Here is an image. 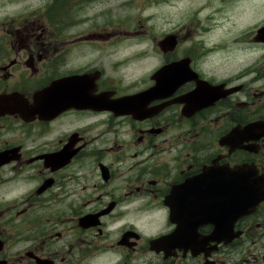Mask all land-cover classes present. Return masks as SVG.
Masks as SVG:
<instances>
[{
    "label": "flooded vegetation",
    "instance_id": "1",
    "mask_svg": "<svg viewBox=\"0 0 264 264\" xmlns=\"http://www.w3.org/2000/svg\"><path fill=\"white\" fill-rule=\"evenodd\" d=\"M86 2L0 0V264H93L108 255L120 263L132 252L140 264H264V24L262 31L255 21L239 24L234 3L215 59L207 41H192L207 27L184 40L169 31L163 38L174 37L176 45L159 50L163 61L152 65L148 83L132 89L114 74L148 53L111 55L127 34H105L97 21L78 19ZM174 62H181L173 71L180 80L168 82L173 89L160 97L153 74ZM229 89L235 91L207 108L244 94L229 111L216 110L224 111L217 133L225 142L196 139L207 109L193 116L185 110L204 94ZM255 101L262 102L258 111L234 114ZM170 108L194 126L184 129L193 162L159 188L142 170L118 176L112 162L118 143L137 150L145 135L161 133L140 130L138 122L160 120ZM125 120L136 139L109 138ZM214 159L216 170L209 168ZM151 194L153 210H137L141 222L135 215L122 223L123 203ZM174 211L185 229L179 241L170 237L177 231Z\"/></svg>",
    "mask_w": 264,
    "mask_h": 264
},
{
    "label": "rangeland",
    "instance_id": "2",
    "mask_svg": "<svg viewBox=\"0 0 264 264\" xmlns=\"http://www.w3.org/2000/svg\"><path fill=\"white\" fill-rule=\"evenodd\" d=\"M234 3H237L239 8V24L250 25L255 21L258 28L262 31L264 24V0H229L228 2L226 0H93V2L87 0L85 4L80 6L81 17L78 18V14L75 17L80 20L92 19L97 21L96 25L101 24L104 27L105 34H115L118 37L124 33L127 34V36L120 37L119 40H127H123L122 43L117 44L111 55L122 57L126 51H130L131 49L133 51L136 49L139 53L142 51L145 54L148 53L145 57L139 58L140 61L139 63L137 62L138 66L135 65L134 67L130 65L124 71L117 72L115 70L114 76L123 75L124 84L133 89L134 86L135 88L145 86L148 83L150 72L154 68L152 65H158L163 61L162 57L164 55L158 52L161 50L159 41L169 31L176 34L179 40H184L188 33H197L199 26L207 27L208 31L206 33L204 31L203 33L205 36L203 34L201 36L197 35L192 41L197 46L200 41H207L212 48V57L215 59V52L220 47V44L223 42L222 39L227 33L225 25L228 16L230 20L231 14L229 15V10L235 7ZM78 19L76 23H79ZM220 25L223 27H220ZM79 28L80 26H76L73 32ZM87 28H89L88 25ZM234 29L233 34L241 32L240 27ZM163 32L164 34L162 35ZM129 34H133L135 38L129 37ZM258 36L256 35V38ZM193 42L188 43V49L193 46ZM152 44H154V55H151L149 50L152 48ZM243 96L244 94L241 97L239 95V99L235 96L227 98V102L224 105L226 110L229 111L230 107H235L236 103L238 104V102L244 99ZM261 103L260 101H255L253 104L242 105L240 108L235 109L234 114L236 115L243 108L249 112L258 111ZM252 116L254 118L256 114ZM138 123L141 125L140 130L155 127L161 133L145 135L142 140L134 144V147L138 148L137 150L134 148L129 149L128 145L118 143V147H116L117 151L112 154V162H114L115 166L117 165L115 168L118 169V176L128 177L131 175H121V172L128 170V168L135 174L137 171L142 170L147 172V176L150 179H154V184H157L159 181L156 185L159 188L160 186H164L165 182L170 180L172 176L182 172L185 165L188 164L187 162H193L192 156H188L192 137L184 136V129L192 130L194 126L190 125V122L185 116L181 115L178 109L174 110L173 108H170L167 116L164 118L162 116L160 120L155 118L149 122ZM196 123L198 121L192 122L194 125ZM201 123L209 127L211 131L213 123L208 121ZM173 124L174 127L172 128ZM129 125H134L131 120H125L124 123L120 121L118 124H114L107 133V136L109 134V138H122L126 143H131L136 139V128L131 130ZM104 130L103 132H105ZM111 144L110 141L109 145ZM139 150H142L144 155H137ZM119 153L121 157H119ZM175 153L177 154L176 157H174ZM146 155L150 157L146 159ZM125 157L127 158L124 160ZM155 189L156 187L152 186V192ZM153 196L151 194L148 199H141V201L129 205L123 203L122 208L127 212L124 213V217L121 219L122 223H132L135 215L136 222H141L142 219L138 217V214L141 212L137 214L136 211H152ZM109 242L107 240L106 244H109ZM116 260V256L108 255L106 258L97 259L92 263L140 264L139 255L133 252L120 263H116Z\"/></svg>",
    "mask_w": 264,
    "mask_h": 264
}]
</instances>
